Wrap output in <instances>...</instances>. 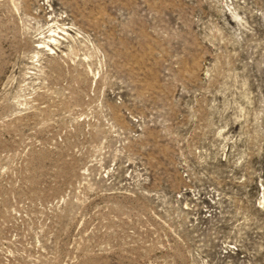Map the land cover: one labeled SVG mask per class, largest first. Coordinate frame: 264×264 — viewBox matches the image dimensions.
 Returning <instances> with one entry per match:
<instances>
[{
  "label": "rangeland",
  "instance_id": "374dc122",
  "mask_svg": "<svg viewBox=\"0 0 264 264\" xmlns=\"http://www.w3.org/2000/svg\"><path fill=\"white\" fill-rule=\"evenodd\" d=\"M0 264H264V0H0Z\"/></svg>",
  "mask_w": 264,
  "mask_h": 264
}]
</instances>
